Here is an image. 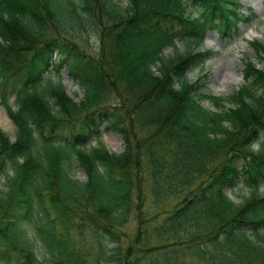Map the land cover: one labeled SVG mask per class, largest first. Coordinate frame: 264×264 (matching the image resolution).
I'll return each mask as SVG.
<instances>
[{"label": "trees", "instance_id": "1", "mask_svg": "<svg viewBox=\"0 0 264 264\" xmlns=\"http://www.w3.org/2000/svg\"><path fill=\"white\" fill-rule=\"evenodd\" d=\"M238 6V0H0V104L16 127L13 139L0 129V264H76L72 229L87 230L97 244L92 264H125L129 245L123 247L117 227L131 209L142 212L141 200L132 204L144 163L142 194L153 207L135 225L134 241L148 240L142 251L160 264H184L182 256L264 264V68L245 58V83L226 100L187 77L212 55L198 50L208 27L230 35L249 19ZM84 30L97 35L96 55L80 46ZM177 40L187 48L165 56ZM251 49L264 55L260 41ZM53 50L83 92L81 101L66 93L60 77H43ZM204 99L217 109L204 107ZM103 130L121 136L122 151L99 140L87 147ZM77 168L83 179L71 174ZM242 177L248 194L235 203L224 189Z\"/></svg>", "mask_w": 264, "mask_h": 264}, {"label": "rangeland", "instance_id": "2", "mask_svg": "<svg viewBox=\"0 0 264 264\" xmlns=\"http://www.w3.org/2000/svg\"><path fill=\"white\" fill-rule=\"evenodd\" d=\"M122 2L124 4L125 0H122ZM248 8H251L258 15V18H252L247 22H239L237 34L234 37H220V35L214 30H210L207 33L202 48H212L215 54L205 61L204 64L193 67L187 73L188 78L193 80L201 73L205 72V76L201 79L205 84V92L224 97L237 89V87L243 82L242 60L246 56L250 57V59L257 64L258 67L264 66V62L255 56L249 46V42L254 39L264 42V0H240L239 11L246 13ZM82 38L81 47H83L90 54L96 55V53L99 52V50H97L98 46L96 33L94 31L84 30ZM186 48L187 47L184 42H177L174 48H166L163 53L167 57H172ZM62 70L63 81L66 86L67 93L73 96L75 100H79L82 96L81 93L78 92V88L72 85L70 80L66 78L67 71L64 67H62ZM203 104L210 109H214L213 105L208 101H203ZM0 109L2 110V115L7 118L6 124H0V127L13 139L16 128L1 105ZM101 141H103L106 147L111 151L118 152L123 148V140L120 135L116 133L103 132ZM95 145H97V140H91L88 147ZM256 147L257 145L254 146V148ZM72 174L81 179L85 176L83 170L79 168L75 169ZM148 176L149 172L146 168V163L139 165L136 169L138 182L134 189L135 203L133 202L132 206H135V204L141 200L140 210H142V212L145 207L149 209L153 207V204L150 202V195L145 197L144 194H142V190L147 186ZM1 188H4L3 185H1ZM244 189H246L245 186L239 185L234 191L227 189L225 192L229 194L231 199L238 201L242 199ZM260 190H262V188H260ZM172 200L174 199H171V203L175 201ZM145 203L147 206H145ZM135 209L136 208L133 210L131 209L127 222L122 226L120 225L117 227V232L120 240H122L123 247L129 245L126 249L129 253L126 254L123 262L125 264H160V261L155 255H147L146 251H142L147 246V239L143 242V244H137V242L134 241L135 225L140 219V216L143 218L142 221L147 220L148 217L143 216L141 211ZM149 223L150 225L148 224V226H151L152 220ZM68 239L70 247H74L76 252L79 254L76 264H92L94 254H96L98 248L88 231L84 230L81 234L72 229ZM37 251V255L41 259L46 260L47 253L41 245H37ZM183 257L184 256H182L179 260L184 264H209L195 257Z\"/></svg>", "mask_w": 264, "mask_h": 264}, {"label": "bare ground", "instance_id": "3", "mask_svg": "<svg viewBox=\"0 0 264 264\" xmlns=\"http://www.w3.org/2000/svg\"><path fill=\"white\" fill-rule=\"evenodd\" d=\"M6 117L2 115V110L0 109V124L5 125L6 124Z\"/></svg>", "mask_w": 264, "mask_h": 264}]
</instances>
